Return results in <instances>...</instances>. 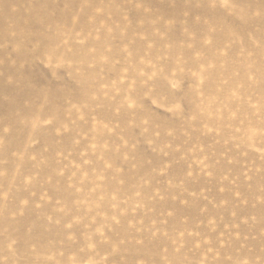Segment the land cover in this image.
Here are the masks:
<instances>
[{
  "label": "rangeland",
  "instance_id": "rangeland-1",
  "mask_svg": "<svg viewBox=\"0 0 264 264\" xmlns=\"http://www.w3.org/2000/svg\"><path fill=\"white\" fill-rule=\"evenodd\" d=\"M0 264H264V0H0Z\"/></svg>",
  "mask_w": 264,
  "mask_h": 264
}]
</instances>
